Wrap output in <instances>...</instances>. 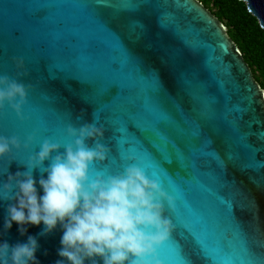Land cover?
<instances>
[{"label":"water","instance_id":"1","mask_svg":"<svg viewBox=\"0 0 264 264\" xmlns=\"http://www.w3.org/2000/svg\"><path fill=\"white\" fill-rule=\"evenodd\" d=\"M239 1L264 31V0ZM41 10L44 15L37 18ZM17 30L20 37L13 35ZM42 42L49 55L66 57L102 85H119L122 94L106 105L91 84L77 78L38 64L30 75L25 68L31 69L29 58ZM0 48L6 50L0 75L28 88L22 118L7 104L0 110V135L16 137L22 146L0 160V184L26 171L27 157L39 152L44 140L62 145L53 157L62 154L63 145L71 143L69 125L103 128L98 114L111 109L134 119L164 158L177 161L168 166L175 173L169 177L130 138L143 134L131 130L118 141L121 159L115 168L90 167V176L106 178L134 164L173 199L171 208L164 202L171 231L157 249L159 264H204L197 246L214 264H264V257L249 252L264 253V89L226 26L200 1L0 0ZM21 59L22 70L16 64ZM47 120L55 123L54 135L40 127ZM103 132L100 143L111 149L115 136L107 126ZM29 136L33 142L25 151ZM86 143L94 147L95 142ZM32 174L42 195L38 181L46 173L34 169ZM14 202L0 200V242L14 246L34 236L38 264H56L59 225L47 235H41L43 225H28L23 235L15 223L4 231L6 209Z\"/></svg>","mask_w":264,"mask_h":264},{"label":"clouds","instance_id":"2","mask_svg":"<svg viewBox=\"0 0 264 264\" xmlns=\"http://www.w3.org/2000/svg\"><path fill=\"white\" fill-rule=\"evenodd\" d=\"M16 64L23 69L22 59ZM27 96L24 83L0 75V110L7 104L22 118ZM67 135L71 143L63 145L62 154L53 157L62 145L46 139L39 152L27 157L26 171L9 175L0 184V200L15 201L6 209L4 231L15 223L23 235L26 226L43 225L41 235H47L59 225L62 236L56 264H159L157 249L171 231L164 202L171 208L173 199L134 164L121 175L90 176V167L107 158L108 149L100 143L102 127L94 123L69 125ZM89 139L95 142L94 147L87 145ZM32 142L29 136L23 150ZM21 148L16 137L0 135V160ZM46 160L51 162L43 167ZM34 169L46 173V178L41 175L38 181L42 195L37 191ZM38 247L34 236L14 246L0 242V264H38Z\"/></svg>","mask_w":264,"mask_h":264},{"label":"snow or ice","instance_id":"3","mask_svg":"<svg viewBox=\"0 0 264 264\" xmlns=\"http://www.w3.org/2000/svg\"><path fill=\"white\" fill-rule=\"evenodd\" d=\"M43 15H44V10H41L40 12L36 13L37 18H42ZM13 35L16 37H20L22 33H20L17 30L15 33H13ZM47 47H48L47 43L42 42L40 45L39 53L34 54L29 58L31 69L25 68V70L29 71L30 75L32 73L33 66L38 64L39 66H43L51 69L54 73L77 78L82 82L91 84L93 86V94L99 95L102 102L106 105H111L112 101L116 97L122 94V90L120 89L119 85L117 84H110L106 86L102 85L98 80L85 76L79 65L66 62L67 61L66 57H65V61H60L56 57L49 55L47 51ZM5 54H6V50L0 48V58H2ZM57 55H63V52H58ZM158 86H159V82H158ZM98 115L99 118L103 120L104 127L107 126L111 130L112 133L111 136H113V134L115 136V139L111 140L113 142L112 148L110 149L107 147L108 149L107 157L110 156L111 160L109 161L108 159L107 162L105 161L103 162L105 172H109L110 170L115 168L120 162L121 156H120L118 141L124 138L125 136L130 137L129 135L130 131L135 130L136 133H142L143 138H141L139 135L130 138L134 139L142 147L143 151L146 152L152 158L153 161H156L159 164V166L167 173L169 177H173V178L175 177V173L170 172L168 166L170 164L177 163V161L174 159L164 158L161 152L159 151V149L153 143L152 138L145 133L144 129L139 127V125L136 123L134 119H132L127 115H118L117 113L113 112L111 109H107V108L100 111ZM5 126H7L6 122H5ZM40 127L45 135L51 136L54 135L55 133V123L52 120L45 121ZM113 145L115 147H113ZM16 152L18 153V151ZM13 158H19V157L14 156ZM145 169L151 170V166L146 164ZM152 174L156 175L157 173L155 171H152ZM167 240H169V238ZM167 240H165L161 244V246ZM195 252L204 261V264H214V261L210 256L204 255L202 246H197L195 248ZM249 252L254 257H264V253L255 251L252 248H249ZM188 264H190L189 261Z\"/></svg>","mask_w":264,"mask_h":264},{"label":"trees","instance_id":"4","mask_svg":"<svg viewBox=\"0 0 264 264\" xmlns=\"http://www.w3.org/2000/svg\"><path fill=\"white\" fill-rule=\"evenodd\" d=\"M228 30L229 37L241 50L256 82L264 89V31L239 0H198Z\"/></svg>","mask_w":264,"mask_h":264}]
</instances>
